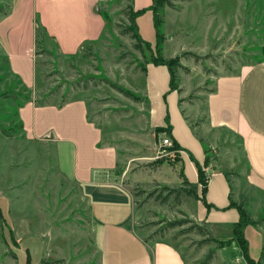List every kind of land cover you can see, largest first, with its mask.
Listing matches in <instances>:
<instances>
[{
	"label": "rangeland",
	"instance_id": "obj_1",
	"mask_svg": "<svg viewBox=\"0 0 264 264\" xmlns=\"http://www.w3.org/2000/svg\"><path fill=\"white\" fill-rule=\"evenodd\" d=\"M150 1L132 0L139 10L136 33L148 46L141 51L133 47L130 32L121 33L128 25L129 0H94L102 32L74 54L62 55L47 33L35 35L40 95L18 84L0 53V264H99L86 200L58 172L60 140L28 138L18 119L17 108L28 99L59 107L72 96L86 100L88 121L103 131L104 144L116 149L114 172L126 170L122 181L142 213L138 228L146 240L167 238L186 264H225L223 257L237 264L232 251L224 249L218 257L217 245L201 241L203 232L191 227L196 200L167 191L180 189L182 178L198 188L187 179L170 136L173 128L184 133L181 119L196 141L186 150L189 161L201 165L207 157L204 179L217 168L223 173L228 202L242 204L253 219L252 227L243 229L247 255L264 264V191L248 183L236 135L229 127L210 132L206 119V100L217 84L264 59V0H168L156 7V28ZM10 7V0H0V18ZM160 57L171 60V88L167 67L151 63ZM163 137L170 145H160ZM62 156L65 164L68 157Z\"/></svg>",
	"mask_w": 264,
	"mask_h": 264
},
{
	"label": "crops",
	"instance_id": "obj_2",
	"mask_svg": "<svg viewBox=\"0 0 264 264\" xmlns=\"http://www.w3.org/2000/svg\"><path fill=\"white\" fill-rule=\"evenodd\" d=\"M10 2V10L0 18L1 57L22 88L31 94L34 91L33 96L40 95L39 72L38 81H34L37 19L62 55L74 54L82 45L95 41L102 32L103 20L95 9L94 0ZM132 8L136 10L133 4ZM220 83L206 100L208 130L219 133L221 129H231L240 144L248 183L258 191H264V59L243 68L237 78L225 77ZM33 98L18 106V119L28 138L60 140L55 147L56 157L60 154V164L56 158L58 172L74 182L86 200L99 264H186L179 247L167 238H144L143 230L138 228L142 213L134 204L132 190L122 181L126 170L114 172L116 149L104 144L103 131L96 128L92 120L88 121L86 100L72 96L57 107L51 101L37 106ZM179 124L184 133L173 128L170 136L179 146L185 175L190 182L197 183L199 195L201 185L187 153L193 149L190 142L195 140L181 119ZM202 127L199 132L205 131ZM100 142L104 147H99ZM64 152L68 157L65 164L61 162ZM205 182L204 201L196 200V214L191 215L192 220L205 224L210 236L229 240L217 247L218 257L219 252L228 249L232 251L234 263L246 264L239 247L230 240L238 214L228 202L225 176L217 168ZM248 227L252 224L244 226L245 232ZM221 262L232 264V259L223 257Z\"/></svg>",
	"mask_w": 264,
	"mask_h": 264
},
{
	"label": "trees",
	"instance_id": "obj_3",
	"mask_svg": "<svg viewBox=\"0 0 264 264\" xmlns=\"http://www.w3.org/2000/svg\"><path fill=\"white\" fill-rule=\"evenodd\" d=\"M131 2H132V0H129V4L126 6L127 7V10H126L127 12L125 13V18L127 20L128 25L121 31V33L130 32V38L133 39V41H134L133 42V47L138 49L139 51H141L143 46L144 47H148V46L146 44H144L139 39V37H138V35L136 33L135 26H134V19L137 16V14L139 13V10H134L132 8ZM167 4H168V0H151V3L148 6V8H149V10L152 13V20H153L154 28H156V19H155V17H156V15H155L156 7L158 5H167ZM35 23H36V25H35V28H34V34L38 35V34L42 33V34L46 35L45 29L40 24H38L37 22H35ZM156 37H158L157 32H156ZM157 44H158V41L156 42V46H155L156 52L159 51L158 48H157ZM170 62H171V60H164L161 57L158 58V59L153 58L151 60V63L154 64V65H163V66L167 67V70H168V73H169V88L172 87V83H171L172 74L170 72V65H169ZM127 95L130 96V97H133L132 94H130L129 92H128ZM174 145H176V144H174ZM207 164H208V162H207V157L206 156H204L201 165H199L198 163H194V166H195V169H196V174H197V181L201 185L200 194L199 195L197 194V192L194 189V187L185 178H182V181H181L182 184L179 187L180 189L170 188L167 191L168 192H176V191L180 190V191L184 192L187 196H191L194 200H202V201H204L203 192L205 190V183H206L205 181H206V179H204L205 177L203 175L204 172H203L202 168L206 167ZM185 186L187 188H185ZM163 188L166 189L165 186H163ZM161 200L162 201L166 200V196H162ZM203 203H205V202H203ZM229 204L230 205L233 204V206L236 209L237 214H238V220L235 221L233 223V225H232V238L230 240H234L235 241V243L237 244V246L240 249L241 255H242V257H243V259H244L246 264H259L258 261H254L252 258H250L247 255V242H246V239L244 238V235H243L244 226L247 225V224H252L253 220L247 214V212L243 208L242 204H240V203L234 204L232 202H229ZM206 207H208V204H206ZM191 227H194V228L197 229V231H200V234H201V232H203V234H201V235H203L205 237L201 241L213 242V243H215L217 245V247L229 243V240H219V239H216V238L210 236V234L208 233L207 229L205 227L201 228V226H199V224H197V223L193 224V226H191ZM10 238H11V236H10Z\"/></svg>",
	"mask_w": 264,
	"mask_h": 264
},
{
	"label": "built area",
	"instance_id": "obj_4",
	"mask_svg": "<svg viewBox=\"0 0 264 264\" xmlns=\"http://www.w3.org/2000/svg\"><path fill=\"white\" fill-rule=\"evenodd\" d=\"M160 145L167 146L170 145V141L167 137H163L160 139Z\"/></svg>",
	"mask_w": 264,
	"mask_h": 264
}]
</instances>
